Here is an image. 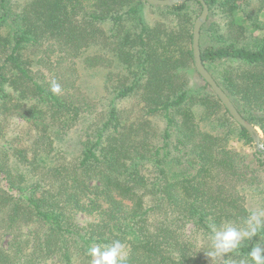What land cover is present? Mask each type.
I'll use <instances>...</instances> for the list:
<instances>
[{"label":"trees","instance_id":"obj_1","mask_svg":"<svg viewBox=\"0 0 264 264\" xmlns=\"http://www.w3.org/2000/svg\"><path fill=\"white\" fill-rule=\"evenodd\" d=\"M205 1L203 63L264 135V21L249 15L250 0ZM202 9L197 0H0V233L10 235L0 264H90L88 249L113 240L128 264H254L248 253L264 245V229L232 253L206 255L210 225L243 228L254 210L264 150L255 166L233 147L255 141L196 69ZM80 68L107 70L100 97ZM14 118L25 125L8 139ZM74 127L82 149L69 158L56 150ZM79 214L91 220L81 225Z\"/></svg>","mask_w":264,"mask_h":264},{"label":"clouds","instance_id":"obj_2","mask_svg":"<svg viewBox=\"0 0 264 264\" xmlns=\"http://www.w3.org/2000/svg\"><path fill=\"white\" fill-rule=\"evenodd\" d=\"M51 91L54 94L61 92V86L53 81ZM243 228L223 223L219 227L210 225V240L212 251L206 255L213 259L217 256L227 255L238 250L242 241L255 237L264 229V209L251 210L244 222ZM88 255L92 258L90 264H128L129 251L120 240H113L106 245H94L88 249ZM254 264H264V247L254 246L248 253Z\"/></svg>","mask_w":264,"mask_h":264},{"label":"rangeland","instance_id":"obj_3","mask_svg":"<svg viewBox=\"0 0 264 264\" xmlns=\"http://www.w3.org/2000/svg\"><path fill=\"white\" fill-rule=\"evenodd\" d=\"M26 0H14L15 4H20L24 3ZM246 10L249 13V15L254 19V20H259V21H264V1L263 0H250V4L246 6ZM148 19H153L156 18V16L152 15L153 13L147 12ZM263 13V15H262ZM255 39H251L250 41L254 42ZM80 74L82 75L83 78V85L86 87V91L91 93L92 95H96L100 97L101 94H103V89H104V84H105V79H106V74L107 70L103 68H97V69H84L80 68ZM24 122L19 119V118H14L12 119L9 130H8V135L7 138H12L13 136H16L21 128L24 126ZM260 130V129H259ZM261 134L262 131L260 130ZM81 140L82 136L80 132L74 127L71 131H68L58 142V148L56 152L58 153L59 150H63L65 154L69 158H74L79 154V152L82 149L81 145ZM233 147L240 152L246 154L253 162V165L256 166V160H255V154L257 152V146L252 145H246L241 141H234L232 143ZM261 176L264 178V172H261ZM249 205L252 209L254 210H261L264 209V185L262 186V190L259 192H254L249 194ZM91 220L90 217L84 215V214H79L78 215V221L81 225H85L87 222ZM192 226L190 225L188 228V231H192ZM3 233V234H2ZM10 235L4 234L2 231L0 233V242L3 244H7L9 240ZM264 247V245H262Z\"/></svg>","mask_w":264,"mask_h":264},{"label":"water","instance_id":"obj_4","mask_svg":"<svg viewBox=\"0 0 264 264\" xmlns=\"http://www.w3.org/2000/svg\"><path fill=\"white\" fill-rule=\"evenodd\" d=\"M147 3L153 6H175L177 4H182L187 0H145ZM202 4V12L195 21L194 25V37H193V49H194V60L195 66L198 73L205 79V81L211 86L213 91L220 98L225 107L229 110L233 118L253 137L255 144L258 148L264 150V135L261 134L259 128L246 120L242 114L238 111L235 104L232 102L228 94L223 90V88L217 83L213 75L209 72L203 63L200 50V36L201 29L203 25L207 22L210 13L209 6L205 0H197Z\"/></svg>","mask_w":264,"mask_h":264}]
</instances>
